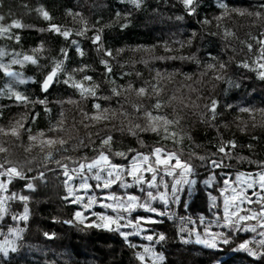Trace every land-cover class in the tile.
Returning a JSON list of instances; mask_svg holds the SVG:
<instances>
[{"label":"trees","instance_id":"16d2710c","mask_svg":"<svg viewBox=\"0 0 264 264\" xmlns=\"http://www.w3.org/2000/svg\"><path fill=\"white\" fill-rule=\"evenodd\" d=\"M230 8H247L249 11H256V5L259 0H224ZM0 14L5 16L3 23L5 25L13 20H19L26 27L22 29H13V32L19 35L20 40L0 37V49L4 50V63H9L15 53L35 55L39 58V67L25 63L23 67L14 65L13 70L22 72L25 77H32L37 81L33 83L29 80L24 84H14L17 91L27 95L31 99H46L44 104H23L9 98L7 95L0 94V126L8 128L16 120L25 117L24 128H31L32 134L44 131L47 136L56 135L48 132L52 123L59 118L61 112L64 114L65 129H70V135L84 139L88 144L87 147H80L77 151L69 153L73 157L88 156L89 158L96 155L95 148L99 147L100 140L96 135L104 136L108 128L119 124V120L96 123L94 127H84V124H92L85 119L83 112L92 114L95 110L93 105L100 103L102 108L118 109L124 104L125 109L132 111L131 104L138 101L135 95L128 96V103H124V98L112 96L110 89L114 86L108 82L105 75L104 66L101 59H109L113 72L112 78L116 85L126 86L131 82L135 87L141 86L146 80H153L156 71L161 73H176L171 80H163L166 85L165 96H170L174 92L177 95L191 96L195 100L197 92H189L186 85H192L197 89L203 99L197 103L203 105L209 103V97L219 101V108L222 114L217 121L212 122L219 127L220 134L217 133L216 127H212L200 122L196 115H192L190 110L182 123L186 130L191 132L194 144L185 140V145H191L185 148V153L194 150L201 155H211L217 151V144L222 135L223 140H235L237 147L229 149L232 158L225 157V163L230 165L225 168H211L201 166L199 160H193L197 165L195 175L192 177L196 180L194 189L183 186L180 192L179 203H171L172 195L169 193L170 203L167 206L168 216L155 217L153 213L145 212L143 209L132 211L131 215L122 213L126 220H132L141 216H153V218L163 220V223L154 225L145 224L140 235H129L126 241L119 232L107 231L97 227H85L86 224L98 221L99 215L115 216L117 213L111 209L102 207L104 203H111L102 198L110 193L117 196L136 195L141 200L147 199L145 193L140 191V187H121L119 184L113 185L110 189H95L90 191L74 189L76 195L84 196L85 201L90 196L97 198V203L90 209L85 210L82 204L72 203L71 198L66 200L67 187L63 183L64 177L60 174L59 169L46 173L45 181L40 179L31 180L36 190L29 191L26 189L25 180L13 178L8 185L9 193H18L30 197L28 202L29 219L26 222L11 219L12 215L23 213V203L19 200L7 201L9 212L0 220V244L4 239H16L9 236V230L12 228L23 229L21 238L16 239L17 251L11 252L7 256L0 253V264H140L136 259L135 253L141 252L143 247H152L155 251L165 256V264H261L254 258L250 257L245 251H236L240 243L245 241L258 240L260 237L255 233L246 231H233L223 227V197L220 195V189L224 187L223 181L229 179L231 186L237 187V175L252 173L255 175L262 169L257 163H249L248 160H240L238 157H247L252 161L264 162V127L249 128L242 132L237 128V117L243 121H249L247 113H238V106H248L254 109H264V80L257 77V73L238 66L242 60L251 62L255 56L256 49L260 46L252 40L253 36L259 37L264 32V23L253 22L254 18L248 16L233 15L220 21L218 28L217 21L214 17L222 11L217 7V0H200L199 7L194 15H188L180 0H144L143 6L136 9L127 0H0ZM45 8L53 17L51 21L44 20L36 11L37 8ZM96 8V9H94ZM80 13L83 20L86 21L88 31L84 35L75 33L83 27L79 16L73 18L68 12ZM117 13L121 18L117 19ZM130 13V15H129ZM126 17V19H125ZM183 17V19H177ZM208 19L210 24H203L201 21ZM128 23V27H121L122 24ZM50 24L62 26L70 29L72 36L68 39L48 31ZM224 28H228L235 33V37H225ZM98 29H103L101 43L104 48L113 51V57H103L97 52V45L92 42V37L97 34ZM195 33V36H193ZM75 40L79 47L85 52L81 57L76 51V45L70 41ZM246 41L253 44V52L249 53L245 44ZM190 42V43H189ZM183 43V47H181ZM171 47V52H166L163 45ZM43 45V50L33 53V49ZM152 49V51H132V49L141 48ZM61 49H67L68 57L65 61V68L72 73L77 79L84 75H90L96 83L100 84L97 91L99 97L111 96V99H97L88 97L87 99L80 96V93L64 83H55L48 90L42 92L39 81L44 74L52 67V61L61 58ZM118 49H124L123 52L117 53ZM185 56L195 57L193 59H165L158 60L152 57L157 56ZM212 57L220 62H229L227 65L226 78H230L239 87L230 86L223 81L212 79L214 73L207 69V64L213 63ZM147 60L145 64L142 61ZM84 65L87 68L84 72H75ZM141 73L136 76L135 73ZM206 72V75L201 73ZM122 73L129 75L122 76ZM183 74L192 77L191 80H185ZM66 77L61 76V79ZM9 78L0 72V89L8 83ZM199 81V83H198ZM155 82V81H153ZM86 84L90 82H85ZM215 85V87H213ZM179 89V91H177ZM71 99L77 103L70 104L67 101ZM153 101L144 98L145 106L150 105ZM231 104L232 108H225V105ZM45 107L50 112H45ZM166 111L171 112L168 108ZM195 111H200L196 109ZM38 113L35 121L32 115ZM83 120V124L80 121ZM75 122V128H72ZM260 122V114L257 113V121ZM227 125L228 127H224ZM21 139L18 141L15 137L0 134V141H4L9 147L8 153H0V159L7 156L18 167L25 171L31 168L33 171L27 172L29 177L36 176L38 171H44L42 160L47 151L45 148L41 152L37 142L33 143L30 152L25 151L28 143L27 134L24 129H20ZM95 143L88 142V134ZM113 149L123 150L128 147L136 148L141 152L150 151L156 143L158 137L152 133H141L140 137L145 142L141 147L137 139L127 133L113 131ZM256 137V139H253ZM76 143V139L70 141ZM164 143H169L165 141ZM198 144L201 147L195 148ZM251 144L253 147L248 148ZM222 155V154H221ZM218 158V157H214ZM30 161V163H29ZM67 162V161H65ZM113 163L129 166V161L120 157H115ZM49 168L56 169L55 164H49ZM215 175V182L211 187L206 186L203 181L210 179ZM0 179H3L0 177ZM164 180L171 183L173 177H164ZM73 185L80 183L79 178L71 181ZM89 184L95 185V180H89ZM128 183H132L128 179ZM259 190L258 188L256 189ZM152 191L157 192L153 189ZM252 189L248 190V195L252 196ZM210 194L217 197L216 207L212 206ZM255 199V197H253ZM152 206L164 210L159 200L152 202ZM246 208H258V205H245ZM80 211L88 219L82 225L78 221L74 224H65V220H71L74 214ZM95 213L96 215H93ZM242 215L244 213H241ZM219 221V223H218ZM254 223V222H249ZM183 228L185 231L180 232ZM209 230L213 233H229L231 242L229 244H219L218 249H208L203 245L188 243L181 240H195V234L200 233L201 237L204 232ZM121 231L132 233L131 227L122 228ZM191 232V235H189ZM44 233L54 234L53 239L47 238ZM160 233L166 235L167 239L161 243L150 242L144 237L146 235L156 236ZM129 243L136 245V248L129 247Z\"/></svg>","mask_w":264,"mask_h":264},{"label":"snow or ice","instance_id":"6c2138e0","mask_svg":"<svg viewBox=\"0 0 264 264\" xmlns=\"http://www.w3.org/2000/svg\"><path fill=\"white\" fill-rule=\"evenodd\" d=\"M128 3L132 4L136 9L143 6L144 0H127ZM200 0H180L183 4L188 15H194L197 7H199ZM2 6V4H0ZM217 7L222 11L214 19L217 21V27H220V21L226 18L232 17L234 14L244 17L254 18V23L260 21L264 23V0H259L256 5V11H249L247 8H230L224 0H217ZM36 11L39 15L47 21H51L53 17L43 7L37 8ZM68 15L73 18L79 16L83 27L78 30L76 35H84L89 29L86 21L83 20V16L80 13L68 12ZM130 15V13H129ZM120 13H117V19H120ZM126 19V17H125ZM177 19H183V17H177ZM5 16L0 14V37L15 40L19 43L20 37L18 34L13 32V29H22L26 27L19 20H13L11 23L5 25L3 21ZM203 24H210L212 21L204 19L201 21ZM121 27H128V23H124ZM48 31L55 32L56 34L68 39L72 36L70 29L62 28L60 25L50 24ZM103 29H98L97 34L92 37V42L97 45V52L102 54L103 57H113V51L111 49L104 48L101 43V35ZM223 35L225 37H235V33L228 28H224ZM195 36V33H193ZM252 40L255 41L260 47L256 49L254 54L255 58L248 62L242 60L238 63L239 67L254 71L257 73V77L264 80V32L260 33L259 37L253 36ZM76 45V51L78 55L83 57L85 52L79 47V44L75 40L70 41ZM190 43V42H189ZM245 44L249 53L253 52V44L246 41H241ZM181 43V47H183ZM166 52H171L172 49L167 44L163 45ZM43 50V45L37 49H33V53ZM152 51V49L141 48L132 49V51ZM124 49H118L117 53L123 52ZM61 58L52 61V67L44 74V77L39 81L40 89L42 92H48L49 88L55 83H64L70 87L76 89L80 96L87 99L93 97L97 99H111V96L99 97L97 91L100 88V84L93 80L90 75H84L81 79L77 80L68 69L65 68V61L68 57L67 49H61ZM5 57L4 50L0 49V72L4 76L9 78L8 83L4 86V89H0V94L7 95L9 98L15 99V101L23 103L25 105L31 104H44L46 105V99L36 100L31 99L27 95L17 91L14 84H24L29 80L33 83L37 81L33 80L32 77H25L22 72L13 70L14 65L24 66L25 63L31 65H39V58L35 55L15 53L14 57L9 63H4L3 58ZM153 59L165 60V59H193L195 57L185 56H157L152 57ZM213 63L207 64V69L212 70L214 75L212 79L216 81H223L230 86L239 87V84H235L230 78H226L227 65L230 62H220L215 57H212ZM101 64L104 66L105 75L107 76L108 82L114 86L110 89L112 96L124 98V103H128V96L135 95L138 98L137 102L131 104L132 111L129 112L125 109L124 104H121L118 109L102 108L100 103L93 105L94 112L89 114L83 112L82 115L85 119L92 122V124H84V127H94L96 123L111 122L113 120H119V124L114 125L112 128H108L104 136H100L99 132L96 135L99 137L100 145L95 148L96 155L89 158L88 156L73 157L69 153L77 151L80 147H87L88 144L84 139L73 137L70 135V129H65V119L63 112L60 113L59 118L52 123L48 129V132L56 133V135L47 136L44 131H40L37 134H32L31 128H24V119L21 117L20 120H16L7 129L0 126V134L4 136H13L18 141L21 139L20 129H24L27 134V140L30 142L25 147L26 152H30L34 146L31 142H37L40 146L41 152H44L45 148L50 149L47 151L42 160V166L44 171H38L36 176L29 177L27 172L33 171L29 168L25 171L22 167H18L12 160L4 156L0 159V220H3L9 212L7 201L19 200L23 203V213L20 215H12L11 219L21 222H26L29 219V207L28 202L30 197L27 195H21L18 193H9L8 185L11 184L13 178L25 180V187L29 191H35V185L31 180L40 179L45 181L47 172L56 171L59 169L60 174L64 177L63 183L67 187V195L64 199L68 200L71 198L72 203L82 204L85 210L90 209L94 204L97 203L95 196H90L85 201L84 196L76 195L74 189L90 191L95 189H110L113 185L119 184L121 187H132L133 185L139 186L140 191L145 193L147 199L141 200L136 195L117 196L114 193H110L104 196L102 199L105 201H111V203H104L101 206L111 209L112 212L117 213L115 216L110 215H99L98 221L94 223L86 224L85 227H97L105 229L107 231L119 232L120 235L127 241L129 235H140L141 232L147 231L144 228L145 224L154 225L163 223V220L153 218V216H141L132 220H127V223H122L126 220V216L122 213L131 215L132 211L136 209H143L145 212L153 213L155 217L168 216L169 219L172 217L168 214L167 206L170 203L169 193L172 195L171 203H179L180 192L183 190V186H188L194 189L196 180L192 178L195 175V169L197 165L193 163V160H199L201 166H208L213 169L225 168L230 165L225 163V157L231 159V153L229 149H235L237 143L235 140H223L222 135L217 144V151L211 155H201L197 153L194 148L192 151L185 153V148L191 145H185V140L191 141L194 144L191 132L186 130L185 125L182 121L185 120L188 115L185 110H190L192 115L199 117L200 122L212 127H216L217 133L220 134L219 127L212 122L217 121V118L222 114L218 111L219 101L215 98L209 97V103L203 105L197 103V101L203 99L199 91L192 87V85H186L189 92H197L195 100L191 96L177 95L175 92L170 96L162 95L166 91V85L162 83L163 80H171L176 73H161L160 71L155 72L153 80H146L139 87H135L131 82L126 86H120L115 84V80L112 78V64L109 59L102 58ZM143 63L147 64L148 61L144 60ZM87 65H84L78 69H74L75 72H84ZM207 73H201L206 75ZM122 76L129 75V73H122ZM136 76H140L141 73H135ZM185 80H191L192 77L188 74H183ZM61 76L66 78L61 79ZM155 81V82H153ZM85 82H90L86 84ZM199 83V81H198ZM215 87V85H213ZM179 91V89H177ZM147 98L153 101L150 105L145 106L143 99ZM67 103H77L69 99ZM171 108L172 111L168 112L166 109ZM225 108H232L231 104L225 105ZM200 109V111H195ZM45 112L51 110L45 107ZM238 113H247L249 121L240 120L237 123V128L246 132L249 128V124L252 128L264 127V109H254L248 106H238L236 108ZM257 113L260 114V122L257 121ZM3 113L0 112V116ZM38 113L32 115L33 122L35 121ZM83 124V120L80 121ZM224 127H228L224 125ZM75 128V122L72 125ZM113 131H119L121 133H127L137 139V142L141 147L145 146V142L141 139V133H152L158 140L151 147L148 152H141L136 148L128 147L123 150L113 149ZM91 133L88 134V142L95 143L91 140ZM76 139V143H70L71 140ZM256 139V137H253ZM165 141L169 143H164ZM195 148L201 147L198 144L194 145ZM253 145L249 144L248 148L251 149ZM9 147L6 146L4 141H0V153H8ZM222 154V155H221ZM115 157H120L124 160H128L129 166L122 164L113 163ZM218 157V158H214ZM240 160H248L249 163H257L261 167V171L253 175L252 173L244 174L241 173L236 177L237 187L231 186L229 179L225 178L223 181L224 187L220 189V195L223 197V227H226L233 231H246L255 233L256 236L260 237L258 240L245 241L239 244L235 249L236 251H245L250 257L254 258L255 261L264 264V162L252 161L247 157H238ZM67 161V162H65ZM30 163V161H29ZM49 164H55L56 169L49 168ZM79 178L80 183L73 185L71 181L75 178ZM164 177H173L174 180L169 182L164 180ZM131 179L132 183H128V179ZM89 180H95L96 184L93 186L88 183ZM215 182V175L210 179H206L203 183L206 186L211 187ZM259 189L258 191L256 189ZM153 189L157 192L152 191ZM252 189V196H249L248 190ZM255 197V199H253ZM212 206L216 207L217 197L210 194ZM159 200L165 205L164 210L157 209L152 206V202ZM256 204L258 208H246L245 205ZM241 213H244L243 215ZM93 215H96L93 213ZM88 219L83 215L82 212L77 211L74 214L73 219L65 220V224H74L79 222L84 225L85 220ZM254 222V223H249ZM219 223V221H218ZM131 227L134 231L132 233H126L121 231L122 228ZM23 229L12 228L9 230V236L15 237L16 239L21 238ZM185 230L180 229L183 233ZM2 235V233H0ZM44 235L53 239L54 234L44 233ZM191 235V232H189ZM16 239H4L3 244H0V253L4 256L9 254V251L16 252L17 244ZM144 239L154 242L161 243L166 241L167 237L165 234L160 233L156 236L146 235ZM183 243H195L203 245L208 249H218L219 244H229L231 242L229 233H213L209 230L204 232V236L201 237L200 233L195 234V240L185 239L181 236ZM129 247L136 248V245L129 243ZM136 259L140 264H165V256L162 253L155 251L152 247L145 246L141 252L135 253Z\"/></svg>","mask_w":264,"mask_h":264},{"label":"rangeland","instance_id":"374dc122","mask_svg":"<svg viewBox=\"0 0 264 264\" xmlns=\"http://www.w3.org/2000/svg\"><path fill=\"white\" fill-rule=\"evenodd\" d=\"M94 9H96V8H94Z\"/></svg>","mask_w":264,"mask_h":264},{"label":"water","instance_id":"95a60500","mask_svg":"<svg viewBox=\"0 0 264 264\" xmlns=\"http://www.w3.org/2000/svg\"><path fill=\"white\" fill-rule=\"evenodd\" d=\"M50 89V88H49Z\"/></svg>","mask_w":264,"mask_h":264}]
</instances>
